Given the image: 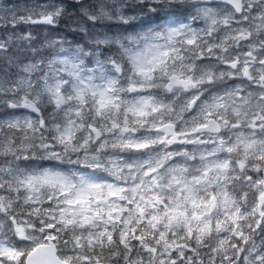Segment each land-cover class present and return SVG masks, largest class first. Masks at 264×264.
<instances>
[{
  "label": "clouds",
  "instance_id": "clouds-1",
  "mask_svg": "<svg viewBox=\"0 0 264 264\" xmlns=\"http://www.w3.org/2000/svg\"><path fill=\"white\" fill-rule=\"evenodd\" d=\"M33 249L264 264V0H0V264Z\"/></svg>",
  "mask_w": 264,
  "mask_h": 264
},
{
  "label": "snow or ice",
  "instance_id": "snow-or-ice-1",
  "mask_svg": "<svg viewBox=\"0 0 264 264\" xmlns=\"http://www.w3.org/2000/svg\"><path fill=\"white\" fill-rule=\"evenodd\" d=\"M54 179L53 177V180ZM48 227L51 229L53 226L48 225ZM50 238L54 239V237ZM29 264H52V255L46 250L33 249V251L29 253Z\"/></svg>",
  "mask_w": 264,
  "mask_h": 264
}]
</instances>
